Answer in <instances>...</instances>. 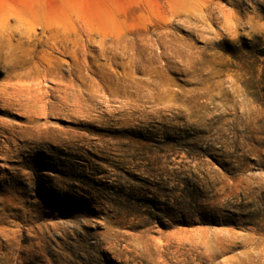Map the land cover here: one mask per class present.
<instances>
[{"label":"rangeland","instance_id":"obj_1","mask_svg":"<svg viewBox=\"0 0 264 264\" xmlns=\"http://www.w3.org/2000/svg\"><path fill=\"white\" fill-rule=\"evenodd\" d=\"M0 264H264V0H0Z\"/></svg>","mask_w":264,"mask_h":264},{"label":"bare ground","instance_id":"obj_2","mask_svg":"<svg viewBox=\"0 0 264 264\" xmlns=\"http://www.w3.org/2000/svg\"><path fill=\"white\" fill-rule=\"evenodd\" d=\"M1 248H2V246H1Z\"/></svg>","mask_w":264,"mask_h":264}]
</instances>
